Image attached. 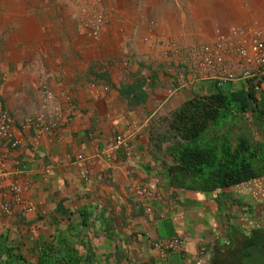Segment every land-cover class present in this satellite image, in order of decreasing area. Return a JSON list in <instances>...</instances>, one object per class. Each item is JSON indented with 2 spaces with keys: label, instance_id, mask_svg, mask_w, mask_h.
Segmentation results:
<instances>
[{
  "label": "crops",
  "instance_id": "1",
  "mask_svg": "<svg viewBox=\"0 0 264 264\" xmlns=\"http://www.w3.org/2000/svg\"><path fill=\"white\" fill-rule=\"evenodd\" d=\"M72 1L58 4L69 14ZM110 1L115 19L99 35L72 27L71 41L37 43L33 48L50 56L22 64L54 95L52 104L62 112L56 128L26 124L38 110L41 86L33 90L32 79L19 74L0 80V112L11 117V135L0 140V264L70 258L75 264H248L264 239V174L215 190L176 185L172 140L160 137L161 119L188 100L216 93L217 82L200 76L194 55L179 54L184 45L173 40L177 30H159L169 14L161 20L154 0H134L143 12L133 21L125 0ZM216 3L211 33L232 22L227 2ZM198 6L175 5L203 30ZM161 36L172 39L164 47L151 42ZM244 84L231 81L222 89ZM246 117L240 127L264 141L250 113ZM118 133L130 136L131 156L114 147ZM171 237L182 246L155 245Z\"/></svg>",
  "mask_w": 264,
  "mask_h": 264
},
{
  "label": "rangeland",
  "instance_id": "2",
  "mask_svg": "<svg viewBox=\"0 0 264 264\" xmlns=\"http://www.w3.org/2000/svg\"><path fill=\"white\" fill-rule=\"evenodd\" d=\"M65 1L70 0H0V80L5 81L9 76L15 77L17 74L21 76H26L32 82L30 87L33 90L38 88V78L33 77L32 72L28 71L25 65H22L30 61L31 58H38L41 55L43 57L48 58L50 56L51 51L48 50H37L33 48V46L43 45L42 43L52 42L54 40L58 41H66L68 43L74 37V28L72 27H80L81 30H88L81 24L80 16L84 13V7L86 9L89 8V5L92 4L93 1L96 0H73L74 6L76 8L72 10V13L64 12L67 9H63V6L59 7V4L65 3ZM81 1L82 9L78 8V4ZM223 1V0H221ZM228 5V14H230L231 24L230 25H238L245 26L246 28L251 26H262L264 27V1L263 0H225ZM178 3H183V8H190V11L196 6L199 2V13L202 15L199 18L200 24L199 28H203L202 25L205 26L203 30H198V26L195 21L191 17L187 20L186 16H182L181 9L176 8L175 5ZM220 2V1H217ZM100 3V4H99ZM58 6H56V5ZM98 4L102 9L106 11V22L105 25H109L112 23L114 18L115 8L113 1L109 2L106 0H98ZM123 5L131 17L130 21L135 20L137 18V12L139 16L143 12L140 10L141 3L136 5L134 0H125ZM154 6L159 7L161 10L160 16L161 20L167 19V22H164L163 25L159 27L161 32L165 30H177L178 35L173 37V40H176L184 45L182 51L179 54L184 56L188 54H192V56L196 59L197 51L199 48L206 43L211 42L214 36L211 33V20L212 24L215 23L213 19V13L215 17L217 16L214 10L217 7L216 0H154ZM168 5H172L169 8ZM148 4H145V7ZM209 6V8H208ZM12 11H16V16H10L9 13ZM187 11V9H186ZM217 11V9H216ZM213 12V13H212ZM113 13V14H112ZM162 13H167L169 16L162 17ZM192 13V12H191ZM189 13L190 15H192ZM151 14V12H149ZM129 17V18H130ZM188 17V16H187ZM138 19V18H137ZM186 20V21H185ZM193 20V21H192ZM169 21L173 22L172 25H169ZM177 22V24L175 23ZM197 22V21H196ZM150 23V22H146ZM178 25V26H177ZM219 26V25H218ZM217 26V27H218ZM157 27V28H158ZM206 28H209V31H204ZM216 27H214L215 29ZM206 33H199V32ZM212 34V35H211ZM174 36V34H172ZM165 39H172L170 37L164 38L161 36L154 37L151 39L152 43H157L164 47ZM147 41V40H145ZM25 59H29L25 61ZM194 59V61H195ZM23 60V61H22ZM9 62V63H7ZM47 74L45 72H41L40 75ZM33 77V78H32ZM41 77V76H40ZM34 79V80H33ZM39 89V88H38ZM28 91V90H26ZM28 93V92H27ZM34 103V102H33ZM166 117L165 119H161V130L166 128ZM261 231L263 228L260 227ZM258 250L252 257L248 258V264H264V239L258 241Z\"/></svg>",
  "mask_w": 264,
  "mask_h": 264
},
{
  "label": "trees",
  "instance_id": "3",
  "mask_svg": "<svg viewBox=\"0 0 264 264\" xmlns=\"http://www.w3.org/2000/svg\"><path fill=\"white\" fill-rule=\"evenodd\" d=\"M223 86L186 101L166 119L160 137L172 140L169 154L176 185L215 190L264 174V141L242 128L250 113V122L264 132V97L252 89ZM74 262L70 258L54 264Z\"/></svg>",
  "mask_w": 264,
  "mask_h": 264
},
{
  "label": "built area",
  "instance_id": "4",
  "mask_svg": "<svg viewBox=\"0 0 264 264\" xmlns=\"http://www.w3.org/2000/svg\"><path fill=\"white\" fill-rule=\"evenodd\" d=\"M100 4V3H99ZM98 0L89 8H84L80 16L81 24L94 36L101 33L106 22V11ZM195 69L202 77L214 79L222 86L229 81L244 80V88L264 93V30L257 27L231 25L227 30L218 27L211 42L203 44L197 51ZM42 96L38 101V110L27 117L26 124L49 131L56 128L62 120L60 107L53 105L54 95L39 84ZM11 135V117L8 111L0 112V140ZM114 147L122 149L126 155L133 153L131 138L125 133H118ZM82 156L80 155V158ZM86 173V172H85ZM3 172L0 170V183ZM18 191L19 188H16ZM144 193V190H139ZM31 209V206H24ZM155 245L162 249H177L182 246V239L171 237L157 241Z\"/></svg>",
  "mask_w": 264,
  "mask_h": 264
}]
</instances>
